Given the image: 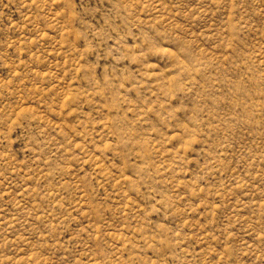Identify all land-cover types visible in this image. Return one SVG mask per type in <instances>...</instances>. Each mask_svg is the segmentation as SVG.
I'll return each instance as SVG.
<instances>
[{
  "label": "rangeland",
  "instance_id": "rangeland-1",
  "mask_svg": "<svg viewBox=\"0 0 264 264\" xmlns=\"http://www.w3.org/2000/svg\"><path fill=\"white\" fill-rule=\"evenodd\" d=\"M0 264H264V0H0Z\"/></svg>",
  "mask_w": 264,
  "mask_h": 264
}]
</instances>
